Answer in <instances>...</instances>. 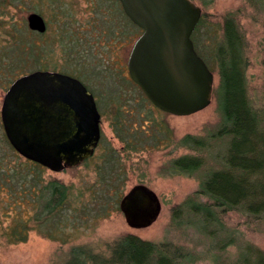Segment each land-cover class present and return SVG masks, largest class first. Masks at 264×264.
<instances>
[{
	"label": "trees",
	"instance_id": "trees-1",
	"mask_svg": "<svg viewBox=\"0 0 264 264\" xmlns=\"http://www.w3.org/2000/svg\"><path fill=\"white\" fill-rule=\"evenodd\" d=\"M193 1H198L204 10L213 2ZM118 4V0L112 1V9L118 11L122 20L120 24L135 30L132 35L136 30L141 31ZM209 16L202 11L191 38L196 52L218 78L212 91L218 112L216 126L203 136L188 133L176 138L165 120L168 113L156 108L131 80L138 92L130 115L122 108L127 98L122 100L119 91L112 90L108 98H103L104 113L111 115L110 126L122 142V148L119 151L100 137L96 147L100 153L97 156L93 153L83 162L85 165L95 163V177L91 182L77 185L45 176V167L19 156L6 140L7 156L0 155V240L5 245L25 242L31 231L54 239L56 230L83 219L107 217L111 209L119 210L127 177L121 154L129 159L131 152L157 147L165 141L170 146L168 153L179 148L187 153L164 162L160 168L162 175H199L207 157H212L214 164L198 176V188L171 208L172 223L181 225L186 219L197 225L200 234L215 240L218 252L227 245H238L233 262L217 264H264V250L248 242L240 245V232L224 222V216L229 213H238L250 223L260 222L264 217V109L254 106L247 92L245 71L249 61L237 13L226 12L220 22V39L213 45H205L198 33ZM36 34L40 35L26 25L15 22L9 25V44L3 54L13 59L12 66L17 68L22 64L18 62L22 54L38 62L41 50L34 40ZM128 36L131 35L124 36L125 41ZM43 53L49 55L51 51L46 49ZM55 68L54 64L51 69L57 71ZM36 69L51 70L45 64L32 70ZM65 70L63 72L70 74L72 69ZM97 104L99 111L98 99ZM141 111L145 118H141ZM133 115L141 121H149L146 128L128 125L126 121ZM224 141L223 149L217 146ZM107 247L109 256L85 246H74L63 264H196L199 260V256L182 245L144 240L131 233L120 235Z\"/></svg>",
	"mask_w": 264,
	"mask_h": 264
},
{
	"label": "rangeland",
	"instance_id": "rangeland-1",
	"mask_svg": "<svg viewBox=\"0 0 264 264\" xmlns=\"http://www.w3.org/2000/svg\"><path fill=\"white\" fill-rule=\"evenodd\" d=\"M112 1L2 0L0 7V107L8 86L19 73L30 72L40 64H45L50 69L55 64V69L62 73H65L63 71L67 68L72 69L70 74L86 86L93 94L95 102L96 99L99 100L101 140L103 139L104 143L120 151L122 142L110 126L111 115L104 113L103 98H108L112 90L119 91L122 100L127 98L122 108L127 116L130 115L129 111L131 106L135 105L138 89L133 86L129 78L126 63L131 46L141 31L136 30V34L132 35L135 30L133 32L132 28L120 24L122 20L118 17V11L115 12L112 9ZM263 1L213 0L205 7V10L201 8L210 16L198 33L202 43L213 45V42L221 37L222 16L228 11L237 13L246 42L245 54L249 61L245 71L247 92L254 106L261 109H264ZM195 2L201 7L198 1ZM30 12L40 14L46 23V30L34 36L38 50H41L38 53L39 59L34 63L32 57L22 54L23 59L18 61L22 64L15 68L11 65L13 59L3 54L9 44L7 32L9 25L13 22L27 26L26 16ZM127 35L131 36H128L125 41L124 36ZM23 40L25 43L24 37ZM46 49L51 51L49 55L43 53ZM213 73L215 86L218 78L216 73ZM144 114V111H141V118H145ZM165 120L176 138L188 133L203 136L207 130H212L218 123L215 100L212 97L205 108L193 114L185 116L168 114L165 115ZM126 123L130 126L144 127L149 121H141L133 115ZM6 140L0 118V155L7 156L5 153V150H8ZM219 145L223 149L225 141L217 144ZM169 149L170 146L163 141L157 147L131 152L129 159L121 154L127 176L122 193L141 181L155 191L161 202L160 213L150 226L141 229L131 228L126 224L119 210L111 209L107 217L83 219L75 225L56 230L54 239L31 231L28 239L22 243L5 245L0 240V264H63L69 249L74 246H85L93 252L109 256L107 245L124 233L134 234L144 240L182 245L199 256L196 264L233 262L238 252V245H227L225 249L218 252L215 240L200 234L196 229L197 225L190 224L186 219L182 220L181 225L176 226L172 223L171 208L198 188V176L203 175L214 164H212V157L211 159L207 157L206 166L201 168L199 175L197 173L193 176L162 175L160 168L164 162L172 156L187 153L186 150L179 148L170 154ZM100 151L96 148L94 155L97 156ZM44 174L58 178L64 183L72 182L83 185L94 179L95 163L89 162L87 165L82 163L58 172L45 169ZM27 214L25 212V215ZM224 222L227 227L235 228L240 232L242 235L238 242L240 245L248 242L264 250V217L260 222L250 223L238 213H229L224 216Z\"/></svg>",
	"mask_w": 264,
	"mask_h": 264
},
{
	"label": "water",
	"instance_id": "water-1",
	"mask_svg": "<svg viewBox=\"0 0 264 264\" xmlns=\"http://www.w3.org/2000/svg\"><path fill=\"white\" fill-rule=\"evenodd\" d=\"M141 29L127 58L129 78L159 110L185 116L212 99L214 73L196 52L191 35L201 16L193 0H118ZM30 30L44 32V18L30 12ZM7 141L24 159L53 172L82 164L101 137V117L93 94L76 77L36 69L16 77L0 107ZM119 210L134 229L150 226L161 202L154 190L137 183L123 192Z\"/></svg>",
	"mask_w": 264,
	"mask_h": 264
},
{
	"label": "flooded vegetation",
	"instance_id": "flooded-vegetation-1",
	"mask_svg": "<svg viewBox=\"0 0 264 264\" xmlns=\"http://www.w3.org/2000/svg\"><path fill=\"white\" fill-rule=\"evenodd\" d=\"M40 33H42V32H40ZM97 106V105H96ZM98 109V108H97ZM100 113V112H99ZM100 117H101V114H100Z\"/></svg>",
	"mask_w": 264,
	"mask_h": 264
}]
</instances>
